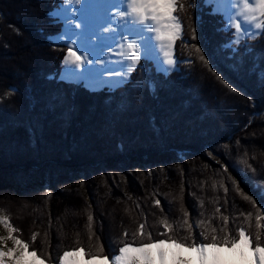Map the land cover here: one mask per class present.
<instances>
[{"label":"trees","instance_id":"obj_1","mask_svg":"<svg viewBox=\"0 0 264 264\" xmlns=\"http://www.w3.org/2000/svg\"><path fill=\"white\" fill-rule=\"evenodd\" d=\"M62 2L0 0V209L16 235L42 260L59 263L64 251L89 250L90 213L92 243L111 259L121 246L114 238L145 217L152 239H166L158 221L174 223L183 206L190 222L214 217L217 227L220 208L228 230L235 236L243 226L254 244L256 213L264 215V200L250 186L264 184V86L249 69L264 67V37L248 41L251 52L242 49V67L232 71L230 53L219 51L229 40L216 31L222 14L203 0L195 7L181 0L187 36L196 29L194 43L239 94L216 81L182 40L176 53L191 56L192 65L165 74L145 61L126 84L95 89L61 78L68 44L51 39L64 22L50 13ZM202 230L193 223L197 243Z\"/></svg>","mask_w":264,"mask_h":264},{"label":"snow or ice","instance_id":"obj_2","mask_svg":"<svg viewBox=\"0 0 264 264\" xmlns=\"http://www.w3.org/2000/svg\"><path fill=\"white\" fill-rule=\"evenodd\" d=\"M80 3L81 0H63L56 11L50 13L64 21L63 32L51 39L71 41L62 60L64 73L90 80L91 83H86L85 87L99 83L126 84L138 66L144 67L140 63L142 57L146 60L154 59L156 70L165 74L172 73L181 64L192 65L196 61L191 56L181 59L184 53L182 51L179 55L176 53V42L182 40L185 44L191 43L198 61L216 81L230 93L239 94L236 87L215 71L210 58L194 43L197 38L196 29H191L190 38L187 36V28L180 15L187 9L181 0H107V2L96 0L87 6L83 5L78 9L80 15L75 16L72 8ZM188 3L193 7L198 6L196 0H188ZM203 3L214 4L212 13L222 14L221 26L216 31L228 33L229 40L222 42L219 51L230 53L226 58L232 61L231 70L240 71L243 59L241 50L245 49L250 53L248 41L264 37V0H203ZM113 8L116 9L114 14ZM73 45L81 51L87 50V54L79 55L73 49ZM88 55H91L92 59H87ZM97 56L100 58L97 59ZM260 60L264 61V55ZM106 63L109 66L99 72L93 68V65ZM112 65L120 68V71H115ZM257 67L258 64H254L249 71L256 73L259 85L264 86V67H260L256 72ZM82 68L84 71H78ZM258 174L264 176V172ZM249 181H252L251 176ZM232 183L236 184L235 181ZM250 186L255 188L257 197L264 200V184L251 182ZM227 191L228 189L225 188V193ZM236 191L240 192L244 200L255 205L252 196L244 194L238 185ZM154 204L163 210L159 199H156ZM181 211L182 217L174 223H169L167 217L158 221L164 229L159 234L166 236V239H152V233L146 231V217L145 222L139 223L131 233L125 229L121 237L114 238V241L121 246L118 251L115 249L112 251L111 259L104 254L102 244L92 243V237L95 235L94 218L89 213L87 216L89 250L76 247L64 251L58 258L59 264H192L193 257H186L185 249L195 253L196 264H264V243H261L264 215L259 210L255 216L254 244L252 235L246 232L243 226L237 229L235 236L228 230L229 217L223 215L220 208L215 210L216 213H220L219 227L213 226L214 217L190 222L188 211L183 206ZM246 219L251 224L252 214L248 213ZM193 223L197 228L203 229L199 233L203 242H196ZM0 224L7 229V235L0 236V264H36L40 257L35 250L29 251L26 241L13 234L17 229L13 227L9 218L0 215ZM177 228L186 232V235L177 238L175 236ZM37 235V233L32 234L33 242ZM129 235L131 242L127 240ZM8 241L12 242L11 247L8 246ZM92 248H95V251H92ZM246 250L252 254L251 261L247 260ZM40 264H44V261L40 260Z\"/></svg>","mask_w":264,"mask_h":264},{"label":"rangeland","instance_id":"obj_3","mask_svg":"<svg viewBox=\"0 0 264 264\" xmlns=\"http://www.w3.org/2000/svg\"><path fill=\"white\" fill-rule=\"evenodd\" d=\"M94 2H96V0H81V3L80 4H78V5H74L73 6V8H72V12H73V14L75 15V16H79L80 15V12L78 11V9H80L83 5H89V4H91V3H94ZM105 2H107V0H105ZM214 5V4H213ZM214 7H215V5H214ZM58 8V7H57ZM56 8V9H57ZM56 9L53 11V12H55L56 11ZM115 11H116V9L115 8H113L112 9V13L114 14L115 13ZM56 17V16H55ZM57 18H59V17H57ZM60 19V18H59ZM61 20V19H60ZM63 21V20H62ZM63 29H64V26H63ZM63 29H62V31L58 34V35H60L62 32H63ZM55 42H61V43H67L68 45L71 43V41H68V40H66V39H62V40H55ZM73 49L75 50V51H77V53L79 54V55H86L87 54V50H85V51H81V49L80 48H78L77 46H75V45H73ZM67 52V51H66ZM97 59H99L100 57L99 56H97L96 57ZM87 59H92V56L91 55H88L87 56ZM113 60L115 59V57H113L112 58ZM145 61H152L153 63H154V65L156 66V62H155V60L154 59H145V58H143L142 57V59H141V62H145ZM140 62V63H141ZM109 65L106 63L105 65H93V68L94 69H96V71L97 72H99V70H101L102 68H104V67H108ZM85 67H87V65H85ZM112 67H114L115 68V71H120V68H118V67H115L114 65H112ZM157 67V66H156ZM78 71H84V69L82 68V69H78ZM96 73H93V75H95ZM61 78H65V79H69V80H72L71 78H72V76H69V75H65V73H64V66H63V70H62V74H61ZM75 78H76V76H75ZM78 78H79V76H78ZM83 80H85V82L86 83H91V81L90 80H86L85 78H82ZM118 86H120V85H104V84H102V83H99V84H91L90 85V87H92V88H95V89H97V88H104V87H108V88H110V89H113V88H116V87H118ZM0 215H3V216H7V214H6V212L3 210V209H0ZM8 217V216H7ZM14 235H16V232L15 233H13ZM7 235V229L4 227V225L3 224H0V236H6ZM17 236V235H16ZM18 237V236H17ZM8 246L9 247H11L12 246V242L11 241H8ZM29 251H31V250H29ZM247 251V250H246ZM80 256H82L83 254H79ZM184 255L187 257V256H191V257H193V260H192V264H196V260H195V253L194 252H188V250L187 249H185L184 250ZM251 259H252V254H251V252L250 251H247V260L248 261H251ZM40 260H42L41 258H40ZM40 260H37L36 261V264H40ZM44 261V260H43ZM44 264H59V263H48V262H46V261H44Z\"/></svg>","mask_w":264,"mask_h":264},{"label":"water","instance_id":"obj_4","mask_svg":"<svg viewBox=\"0 0 264 264\" xmlns=\"http://www.w3.org/2000/svg\"><path fill=\"white\" fill-rule=\"evenodd\" d=\"M73 80L77 81V79L75 78V76H73Z\"/></svg>","mask_w":264,"mask_h":264},{"label":"bare ground","instance_id":"obj_5","mask_svg":"<svg viewBox=\"0 0 264 264\" xmlns=\"http://www.w3.org/2000/svg\"><path fill=\"white\" fill-rule=\"evenodd\" d=\"M76 78H78V76H76Z\"/></svg>","mask_w":264,"mask_h":264}]
</instances>
